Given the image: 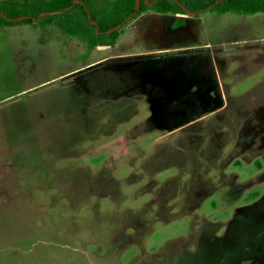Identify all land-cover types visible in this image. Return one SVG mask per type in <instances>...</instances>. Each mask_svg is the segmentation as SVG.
I'll list each match as a JSON object with an SVG mask.
<instances>
[{
  "label": "rangeland",
  "instance_id": "rangeland-1",
  "mask_svg": "<svg viewBox=\"0 0 264 264\" xmlns=\"http://www.w3.org/2000/svg\"><path fill=\"white\" fill-rule=\"evenodd\" d=\"M155 15L108 50L42 18L0 29V264H264V183L212 158L210 122L178 130L150 100L175 87L158 53L209 51L236 105L264 98V13ZM129 63L157 80L139 92Z\"/></svg>",
  "mask_w": 264,
  "mask_h": 264
},
{
  "label": "flooded vegetation",
  "instance_id": "flooded-vegetation-1",
  "mask_svg": "<svg viewBox=\"0 0 264 264\" xmlns=\"http://www.w3.org/2000/svg\"><path fill=\"white\" fill-rule=\"evenodd\" d=\"M156 1L153 0L151 6ZM150 13L158 15L151 11ZM195 14L199 13L192 15ZM177 15L182 16L179 19H184L183 16L188 14L184 12V14ZM186 21L188 20L186 19ZM100 47H102V50L112 48L106 44L100 45ZM216 52H203L201 55L197 54L190 57L181 55L156 59L157 62L166 61L173 64L175 75L167 78L168 80H165V82H173L175 87L176 84L180 85V89L173 87L171 96L163 93L159 94V91L155 90L158 94L150 97L152 102L151 110L178 113L181 120L178 130L192 124H197L202 130L201 126L204 125L205 120L208 123L210 122V132L205 135L212 142V158L215 159L217 153L220 157L228 154V158L224 162V164H228L227 171L230 173L235 172L237 178L238 176L243 178L249 176L248 179L243 181V184L246 185L242 187L252 189L256 186L251 183L253 178H257V185L264 183V167L253 173L255 176H251L253 174L242 176L237 170L231 169V167L233 164L238 163L246 167L252 164V160L256 158L264 161V98L260 99V101L255 100L252 105L249 104V99H246L245 105H236L234 101L237 96L230 94L229 84H223L220 74L215 72L219 65L223 68L228 64H224V60L216 59L214 57ZM116 67L118 68L117 70H127L134 79L139 77L140 70L138 68L140 67L135 63ZM156 80L157 78L154 79V81ZM151 81L154 83L153 79ZM178 91L182 95L174 98L172 93ZM246 97L248 98L249 96L246 95ZM204 137H201V141L204 140ZM243 150H245L244 153ZM225 237L230 240L231 236L225 235ZM247 252L248 249H244V253Z\"/></svg>",
  "mask_w": 264,
  "mask_h": 264
},
{
  "label": "trees",
  "instance_id": "trees-1",
  "mask_svg": "<svg viewBox=\"0 0 264 264\" xmlns=\"http://www.w3.org/2000/svg\"><path fill=\"white\" fill-rule=\"evenodd\" d=\"M23 0L20 4L16 0H4L0 3V29L6 26L31 23L43 13H56L42 18V25L54 24L59 26L70 38H80L90 47L103 44L114 45L118 31L107 34L108 30L120 25L135 12L136 0H116L97 12L90 7V0ZM153 0H147L151 3ZM157 0L151 7L140 0L139 9L134 18L151 11L157 14H184L182 6L191 13L206 11L218 14L251 15L264 13V0ZM23 18L21 21L14 20ZM91 22H94L93 25ZM98 28V33L95 31ZM103 36L109 37L104 40Z\"/></svg>",
  "mask_w": 264,
  "mask_h": 264
},
{
  "label": "water",
  "instance_id": "water-1",
  "mask_svg": "<svg viewBox=\"0 0 264 264\" xmlns=\"http://www.w3.org/2000/svg\"><path fill=\"white\" fill-rule=\"evenodd\" d=\"M144 1H145V5H146V6H151V3L147 2V0H144ZM174 1H177V0H174ZM222 1H223V0H219V1H217V3H220V2H222ZM139 2H140V0H136V8H135V12H134L132 15H130L127 19H125L120 25H118V26H116V27H114V28L108 30L107 33H113L114 31H119L123 25H125L126 23H128L129 21H131V20L133 19L134 15H135V13H136V12L138 11V9H139ZM77 3H78V0H75L73 4L75 5V4H77ZM182 10H183L185 13H187V14H190V15L194 14V13L189 12V11H188L185 7H183V6H182ZM53 14H55V13H43V14H41L37 19H41V18H43V17L50 16V15H53ZM175 17H176V18H180V17H182V16H180V15H176ZM22 19H23V18H19V19H16V20H14V21H15V22H18V21H21ZM35 21H36V19L32 20V22H35ZM91 23H92L93 25H95L94 22H91ZM95 30H96V32H98V28H95ZM110 62H112V63L123 64V62H121V59H113V60H110L109 63H110ZM125 62H129V61L126 60Z\"/></svg>",
  "mask_w": 264,
  "mask_h": 264
},
{
  "label": "crops",
  "instance_id": "crops-1",
  "mask_svg": "<svg viewBox=\"0 0 264 264\" xmlns=\"http://www.w3.org/2000/svg\"><path fill=\"white\" fill-rule=\"evenodd\" d=\"M150 13V12H149ZM149 13H147V12H144V13H142V14H140L141 16H145L146 14L147 15H149ZM227 14V13H226ZM168 14H163L162 16H167ZM156 16V15H155ZM174 17L173 18H176L175 16L176 15H173ZM183 18L185 19H187L188 21L192 18H188V17H185V16H183ZM176 19H179V18H176ZM116 45V44H115ZM177 56H181V55H176V54H173V53H158V57L156 58V59H162V58H165V57H167V58H171V57H177ZM112 58H115V59H121V57H117V56H111ZM110 58V57H109ZM140 73H139V77L137 78V80H136V82H137V90L140 92V91H142V89L143 90H145V86H144V83H152V81H151V79H153V78H149V76H147L146 75V72H145V69L144 68H142L141 67V69H140V71H139ZM140 81H142L143 82V87H142V89L140 88V86H139V82ZM153 84V83H152ZM139 86V87H138Z\"/></svg>",
  "mask_w": 264,
  "mask_h": 264
}]
</instances>
